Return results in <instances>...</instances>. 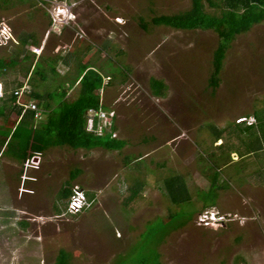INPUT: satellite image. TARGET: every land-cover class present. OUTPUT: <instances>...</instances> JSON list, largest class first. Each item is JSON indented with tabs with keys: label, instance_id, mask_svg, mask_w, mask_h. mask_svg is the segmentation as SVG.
<instances>
[{
	"label": "rangeland",
	"instance_id": "rangeland-1",
	"mask_svg": "<svg viewBox=\"0 0 264 264\" xmlns=\"http://www.w3.org/2000/svg\"><path fill=\"white\" fill-rule=\"evenodd\" d=\"M191 2L0 0V25L11 29L0 26V58L19 60L0 73L2 93L17 90L27 80L23 68L39 61L47 78L32 76L30 86L35 81L41 94L65 90L72 101L80 66L87 64L115 78L99 95L116 116L118 139L126 141L119 152L50 149L39 168L26 174L32 181L21 163L7 154L0 158V209L8 215L0 264H55L61 250L69 253L68 264H140L152 250L161 264H234L237 257L264 264V155L241 152L239 142L247 139L240 129L247 125H236L264 108V23L235 38L213 91L217 34L152 24L156 16L189 10ZM65 6L72 13L68 21L58 10ZM202 9L219 15L207 0ZM29 34L36 46L22 48L19 38ZM26 55L30 59L22 60ZM151 78L165 83L164 97L153 96ZM4 102L10 104L0 100V140L17 119L14 112L3 114ZM222 131L217 141L215 133ZM75 169L81 174L70 187L92 193L94 202L90 210L70 215L59 193ZM216 171L217 182L228 189H212L208 196L214 178L208 176ZM176 175L191 195L180 207L164 185ZM182 222L187 223L175 230Z\"/></svg>",
	"mask_w": 264,
	"mask_h": 264
},
{
	"label": "trees",
	"instance_id": "trees-1",
	"mask_svg": "<svg viewBox=\"0 0 264 264\" xmlns=\"http://www.w3.org/2000/svg\"><path fill=\"white\" fill-rule=\"evenodd\" d=\"M41 1L44 3L46 0ZM207 1L211 8L219 11V15L205 13L202 9L203 0H192L189 10L174 15L156 16L152 18V24L174 30H212L217 34L218 45L213 53L212 72L209 79V86L214 91L220 85V75L223 70L224 60L235 38L246 34L253 26L264 23V0ZM141 28L147 31L148 27L143 24ZM19 40L22 48L28 44L36 46L37 43L34 36L30 34L21 36ZM29 59L30 57L26 55L22 60L26 61ZM18 62V57L13 60L0 58V73L16 66ZM23 70L27 75H30L29 82L32 80V76L36 75L41 81H45L47 78L44 66L39 61L35 64L30 63ZM50 70L54 71L53 68ZM103 72L97 71L87 64L81 65L80 74L75 81L79 82V92L72 101L66 100L67 91L65 90L41 94L36 90L35 81L31 82L32 87H30L29 93L25 94V96L26 99L31 98V100L36 102L37 110H25L23 106L18 104L17 96L14 93L3 96L1 99H7L10 103L8 105L7 102H4L9 107L4 106L7 113L3 112V114L10 116L14 112L17 115V119H14V128L3 136L4 150L0 153L1 156L7 154L23 166L29 157L37 154L42 156L50 149L55 148L68 147L72 150L82 149L86 151L103 148L108 151H121L126 146V141L112 138L110 133L95 135L87 131L86 112L89 109L109 110L101 102L100 95L104 87L113 84L114 80L112 82V79L115 78L110 75L103 76ZM126 77L125 75L124 79L121 80L122 83H125ZM166 88L162 80L151 78L150 90L154 97H164ZM42 108H45L44 112L41 110ZM37 112L40 113V117L42 115L44 117H36ZM244 118L251 119L252 123L248 125L245 123L247 126L240 129L242 136H246L247 139L246 141L241 139V142H239L243 148L241 152L243 151L244 154L264 155V108L254 112L252 117ZM236 125L240 126L239 123ZM223 132L225 131L215 133L217 141L221 139L220 135ZM218 147L222 148L223 145ZM210 163L213 166L218 163V157L215 154L211 156ZM80 174L81 170L75 169L70 174V180L65 183L59 193L60 200L66 204L65 211L67 201L72 194L71 182ZM217 174L218 171L216 173L211 172L208 176L214 178L210 181L211 185L206 193L207 195L208 193L210 194L212 189L213 191H225L228 189L226 183L219 184L217 182ZM164 185L167 195L174 206L180 207L190 202L191 195L187 183L182 177L172 176L165 181ZM86 196L89 200L94 201L93 194L86 193ZM65 200L67 201L65 202ZM88 210L90 209L85 211ZM186 223L182 222L177 226L175 225V230ZM68 254L61 250L55 264H68ZM245 262L243 257H237L234 260V264H244ZM140 264H161L160 254L158 251L152 250L148 256L142 259Z\"/></svg>",
	"mask_w": 264,
	"mask_h": 264
},
{
	"label": "built area",
	"instance_id": "built-area-1",
	"mask_svg": "<svg viewBox=\"0 0 264 264\" xmlns=\"http://www.w3.org/2000/svg\"><path fill=\"white\" fill-rule=\"evenodd\" d=\"M55 20V18H54ZM56 21V20H55ZM2 29H8L11 33V29L2 23ZM11 35V34H10ZM29 93V87L27 83H22L21 87L14 92L15 96H17V102L19 105L23 106L25 110H37V106L35 103H23L22 99L25 97V94ZM2 95V94H1ZM22 101V102H21ZM36 117H40V113L37 112ZM87 118V131L93 133L95 135H104L105 133H110L112 138H117V133L115 132V115L113 112H106L101 109H89L86 112ZM246 119L242 118L241 122H245ZM248 124L252 123V120L246 121ZM41 155H33L28 158L23 166V171L26 176L29 170L38 169L39 162L41 160ZM26 178V177H25ZM93 205V201L89 200L86 196L85 191L80 188L78 185L72 187V194L67 201L66 213L70 215H76L82 213L83 211L90 209Z\"/></svg>",
	"mask_w": 264,
	"mask_h": 264
},
{
	"label": "crops",
	"instance_id": "crops-1",
	"mask_svg": "<svg viewBox=\"0 0 264 264\" xmlns=\"http://www.w3.org/2000/svg\"><path fill=\"white\" fill-rule=\"evenodd\" d=\"M30 76H28L27 75V80H25V81H23V83H26L27 81H28V78H29ZM29 83V82H28ZM29 86H30V84H28ZM31 87V86H30ZM14 91H16V90H14ZM14 91H12V93H14ZM9 94H11V93H9ZM5 96V95H4ZM24 99H26V96L24 97ZM0 100H4V99H0ZM23 101V100H22ZM24 102V101H23ZM36 104V103H35ZM120 140H123V139H120ZM2 141H3V138L1 139V141H0V147H1V149H0V153H2V151L4 150V145H3V143H2ZM124 149V148H123ZM105 151H107V152H119V151H108V150H105ZM2 157H5V155H2L1 156V154H0V158H2ZM6 157L7 158H9V159H11L12 161H16V160H14L13 158H11L10 156H8V155H6ZM136 161H140L139 159H136ZM17 162V161H16ZM17 179H18V177H17ZM92 194V193H91ZM67 200H65V202H66ZM4 210H7V209H0V237H1V228L2 229H5V225H2L3 223H4V221L5 220H7V218H8V215H7V217H6V212L4 211ZM22 224V226H24V228H25V230L27 229L28 230V228L30 227V226H27V224L26 223H21ZM2 225V226H1ZM24 228H22V229H24ZM10 226L9 227H7V230H8V232H10ZM8 234V233H7Z\"/></svg>",
	"mask_w": 264,
	"mask_h": 264
},
{
	"label": "clouds",
	"instance_id": "clouds-1",
	"mask_svg": "<svg viewBox=\"0 0 264 264\" xmlns=\"http://www.w3.org/2000/svg\"><path fill=\"white\" fill-rule=\"evenodd\" d=\"M47 1V0H46ZM58 10H61V11H63V12H65V18H63V19H61V20H70L71 18H70V16H71V9L68 7V6H65V8L64 9H62V8H59ZM67 21H65L63 24H65V23H67ZM61 22H63V21H61ZM68 24V23H67ZM30 76V75H29ZM30 78V77H29ZM29 78H28V81L26 82L27 84H29L28 82H29ZM20 87H21V85H20ZM19 87V88H20ZM28 87H29V90H30V86L28 85ZM18 88V89H19ZM17 89V90H18ZM15 92V91H14ZM2 94V95H1ZM3 93H2V91L0 90V98H2L3 97ZM15 95V94H14ZM24 98V97H23ZM18 100V99H17ZM106 112H110V111H106ZM244 118V117H243ZM245 119V118H244ZM247 120H251V119H246V121ZM241 122V123H246L247 125H248V123L247 122ZM239 124H240V122H238ZM115 132L118 134V132H117V127H116V116H115ZM116 139H118V135H117V138ZM30 158V157H29ZM23 166H24V164H23ZM23 166H22V172L24 173V171H23ZM23 177V176H22ZM24 177H25V174H24ZM26 180H31L32 181V179L31 178H29L28 176H26V178H25ZM84 190V189H83ZM86 193V192H85ZM94 202V201H93ZM212 216H213V218H220L221 219V217H219V216H217V214H215V213H213L212 214Z\"/></svg>",
	"mask_w": 264,
	"mask_h": 264
}]
</instances>
